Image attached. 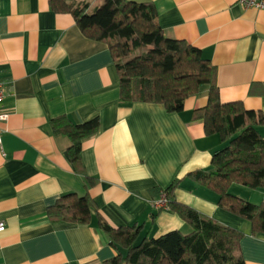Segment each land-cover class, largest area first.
<instances>
[{"label": "crops", "instance_id": "obj_1", "mask_svg": "<svg viewBox=\"0 0 264 264\" xmlns=\"http://www.w3.org/2000/svg\"><path fill=\"white\" fill-rule=\"evenodd\" d=\"M91 2L89 12L105 0ZM150 2L167 38L201 50L217 69L221 101L264 112V10L238 0H128ZM0 264H104L115 256L96 219L81 226L52 222L47 210L64 195L89 194L111 226L144 225L142 236L191 226L153 203L178 182L174 199L245 234V264H264V233L221 208L219 195L191 175L211 171L224 148L207 136L194 111L208 104L209 86L179 113L163 105L121 101L119 75L109 46L87 38L71 14L55 13L50 0H0ZM253 90L256 92L253 93ZM75 124L100 120L83 141L84 171L68 156L71 141L53 119ZM264 138V125L256 126ZM88 177L94 180L89 184ZM230 192L264 204V189L233 184Z\"/></svg>", "mask_w": 264, "mask_h": 264}, {"label": "trees", "instance_id": "obj_2", "mask_svg": "<svg viewBox=\"0 0 264 264\" xmlns=\"http://www.w3.org/2000/svg\"><path fill=\"white\" fill-rule=\"evenodd\" d=\"M50 6L55 13L71 14L87 38L109 46L122 102L159 104L169 113H179L188 98L209 86L208 104L195 110L194 118L203 121L207 136L219 135L225 146L213 155L211 171L191 177L219 195L221 208L249 221L253 235L264 233V204L230 192L233 184L264 189V138L256 128L264 125V112L247 110L239 101L222 102L216 67L201 50L164 35L153 3L105 0L93 12L87 0H50ZM256 94L264 95V86ZM53 125L69 138L68 156L77 170L84 171L83 141L99 132V118L75 124L59 116ZM88 181L95 183L90 177ZM177 187L178 182L173 183L164 193L168 210L191 226L188 234L171 231L150 238L142 236L144 225L113 227L98 213L89 194L64 195L47 215L52 222L81 226L96 219L115 250L104 264H245L241 248L245 234L176 201Z\"/></svg>", "mask_w": 264, "mask_h": 264}, {"label": "built area", "instance_id": "obj_3", "mask_svg": "<svg viewBox=\"0 0 264 264\" xmlns=\"http://www.w3.org/2000/svg\"><path fill=\"white\" fill-rule=\"evenodd\" d=\"M238 3L245 8L264 10V0H238ZM5 94L4 85L0 81V102L3 100ZM7 120V114L0 112V121ZM2 144V138L0 137V145ZM155 210H168V199L165 193H162L160 199L153 203ZM4 228L3 223H0V230Z\"/></svg>", "mask_w": 264, "mask_h": 264}, {"label": "rangeland", "instance_id": "obj_4", "mask_svg": "<svg viewBox=\"0 0 264 264\" xmlns=\"http://www.w3.org/2000/svg\"><path fill=\"white\" fill-rule=\"evenodd\" d=\"M92 12V11H91Z\"/></svg>", "mask_w": 264, "mask_h": 264}]
</instances>
